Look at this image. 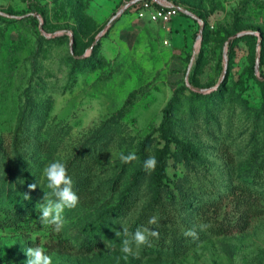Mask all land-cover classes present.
I'll return each mask as SVG.
<instances>
[{"label":"rangeland","instance_id":"374dc122","mask_svg":"<svg viewBox=\"0 0 264 264\" xmlns=\"http://www.w3.org/2000/svg\"><path fill=\"white\" fill-rule=\"evenodd\" d=\"M130 1L0 0V264H26L29 247L52 264H264V212L243 201L264 194V0H178L185 11L158 22ZM174 97L172 135L199 159L185 163L171 143L154 200L157 163L144 161L164 147ZM130 152L138 159L122 163ZM56 160L79 197L60 230L39 220L43 168ZM133 184V205L117 213ZM142 213L165 241L125 258L123 228L133 233ZM193 228L197 240L184 235ZM86 236L98 240L88 254Z\"/></svg>","mask_w":264,"mask_h":264},{"label":"clouds","instance_id":"9594fccd","mask_svg":"<svg viewBox=\"0 0 264 264\" xmlns=\"http://www.w3.org/2000/svg\"><path fill=\"white\" fill-rule=\"evenodd\" d=\"M119 159L122 163H130L137 160L135 153L128 154L120 153ZM155 157H149L144 161L146 171H153L156 167ZM43 175L47 181V188L50 190L44 192L42 197L43 203L40 205L39 220L42 224L53 225L56 230H60L63 226V216L65 208H74L79 197L73 191V180L68 175L66 164L59 160L48 163L43 168ZM29 189H35L36 184H30ZM24 199H30L28 193H24ZM159 218L152 216L148 220L149 225H157ZM207 225H201V230L207 228ZM125 239L122 241L121 251L125 254V258L133 256L139 258V249L141 246H151V238H159V232L153 228L141 227L133 233H129L127 228H123ZM184 235L190 236L193 240L198 239L197 231L188 229ZM26 264H52L51 257L45 254L41 247H29L26 249Z\"/></svg>","mask_w":264,"mask_h":264},{"label":"trees","instance_id":"16d2710c","mask_svg":"<svg viewBox=\"0 0 264 264\" xmlns=\"http://www.w3.org/2000/svg\"><path fill=\"white\" fill-rule=\"evenodd\" d=\"M180 3H181V1H178V0L174 2V4L181 7ZM183 6L188 8L185 5H183ZM175 100H176V97H174L170 102H168V104L163 108V111H162L163 112L162 123H161L162 125L160 128L162 130V134H163V137L165 139V143H164V147L161 148L160 154L158 155L157 160H156L159 178H158V183H157V186H156L155 192H154V197H153L154 200H158L160 198L161 190L164 187L161 183V178H163L165 176L166 162L164 159V153L168 149V147L171 143H173L174 147L177 148L180 151V153L182 154L181 158H179L180 160L185 162V161L190 160V159H195V160L199 159V156H198L196 150L188 147V145H186L183 141L179 140L178 138L174 137V135H172V132L170 129L169 114H171V112H172V102ZM148 145L149 144H148L147 140H144L142 142L141 148H140V152L142 154H143L144 150L148 147ZM134 184L131 186L130 190L123 196L120 203L116 205L115 209H116L117 213H119V214L124 213V212L128 211L131 208V206L133 205V203L135 201V194L132 191H134L136 193L138 190V186H136ZM250 193H253V191ZM258 197H261L262 199H264V194L263 193L259 194V192H258L257 194L256 193L253 194L252 198L248 197V198H245L243 200L244 204L250 203L247 205L248 208L252 209V211H254V213H256V214L264 212V206H258L257 208H252L254 200ZM250 199H251V201H249ZM10 209H14V207H12V206H10V204H8V208L5 207V209H3V210L6 212H11ZM146 220H147L146 214L142 213L132 223L131 229L129 231L132 232L136 227H138V228L143 227L146 223ZM244 226H245L244 222L240 223L238 226H237V224H232L231 226L226 225V227L222 231L223 232L236 231V230L243 229ZM154 229L159 232V238L158 239L157 238H151V246L150 247L148 246V248L151 249V251H153V245H162L165 241L164 237L166 236V232L163 230H160L159 227H156ZM49 233H50V236H52L53 230H50ZM52 241H53V245L62 246V247H66V244L68 245V243H69V242H66V240L64 238H61V236L59 234H58V236L56 235V240L55 241L52 240ZM171 243H172L171 252H173V254H175V255H177L179 252H181L185 248L184 247V240H176V237L173 238ZM97 249H98V240H96L95 238H92L90 236H86L84 241H82L81 244L79 245V251L84 253V254L94 252Z\"/></svg>","mask_w":264,"mask_h":264},{"label":"built area","instance_id":"2783aa9c","mask_svg":"<svg viewBox=\"0 0 264 264\" xmlns=\"http://www.w3.org/2000/svg\"><path fill=\"white\" fill-rule=\"evenodd\" d=\"M136 7L140 15L145 14L154 22L168 21L181 12L178 5L168 0H140Z\"/></svg>","mask_w":264,"mask_h":264},{"label":"water","instance_id":"95a60500","mask_svg":"<svg viewBox=\"0 0 264 264\" xmlns=\"http://www.w3.org/2000/svg\"><path fill=\"white\" fill-rule=\"evenodd\" d=\"M137 1H140V0H131L128 4H132V3H135V2H137ZM123 9H124V8H122L117 14H115V15L113 16V18H115L117 15H119V14L122 12ZM179 9H180L181 12L185 11V8H183V7H180V6H179ZM39 26L41 27V24H40ZM256 65H257V61H256Z\"/></svg>","mask_w":264,"mask_h":264}]
</instances>
